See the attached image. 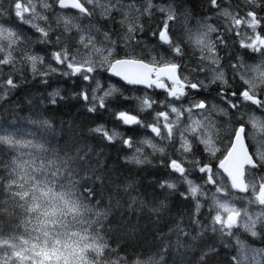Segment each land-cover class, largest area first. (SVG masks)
Masks as SVG:
<instances>
[{
    "label": "snow or ice",
    "instance_id": "6c2138e0",
    "mask_svg": "<svg viewBox=\"0 0 264 264\" xmlns=\"http://www.w3.org/2000/svg\"><path fill=\"white\" fill-rule=\"evenodd\" d=\"M207 6L223 18L219 26L210 16L190 24L175 0H0V101L28 83L23 69L45 85L55 77L79 80L84 87L74 96L89 113L110 109L117 94L135 101L136 114L118 111L114 118L147 136L134 139L103 124L89 132L130 150L126 165L156 167L159 156L168 178L157 186L190 207L187 225L175 218L145 247L133 239L134 225L113 230L110 213L95 210L100 189L111 184L102 152L81 146L71 130L72 146L60 143L50 112L26 122L4 120L0 264H214L218 244L228 248V240L237 250L229 264H264V248L240 238L264 239V0H242L236 9L225 0H207ZM113 12L121 16L118 29L92 23L111 24ZM146 23L150 46L143 39ZM37 44L46 47L38 52ZM249 54L259 62L248 64ZM112 77L142 94L124 96L108 83ZM62 99L59 89L47 96L53 106ZM133 189L132 182L122 185L125 193ZM253 205L258 210L250 211ZM112 207L119 210L120 200L109 202ZM150 211L158 225L172 208L165 198Z\"/></svg>",
    "mask_w": 264,
    "mask_h": 264
},
{
    "label": "trees",
    "instance_id": "16d2710c",
    "mask_svg": "<svg viewBox=\"0 0 264 264\" xmlns=\"http://www.w3.org/2000/svg\"><path fill=\"white\" fill-rule=\"evenodd\" d=\"M125 2H127V0H125ZM137 3L139 4V0H137ZM154 3L162 5L165 3V0H154ZM175 3H182L184 5V10L189 17L188 22L193 19L201 20L206 16H210L209 14L211 10L207 6V0H175ZM177 14L178 16L180 15L179 8L177 9ZM112 15L115 17V21L111 24L100 18H95L92 23L101 28V30H105L107 27L117 29V27H119L118 21L121 19V16L116 12H113ZM158 19L159 14H155L152 18L153 24L156 23ZM85 23L88 22L85 21ZM147 28L148 24L146 23V31L143 39L150 45L152 44V40L147 35ZM44 47L46 46L37 44L35 49L39 52V49ZM45 61L47 62V57H45ZM188 64L189 68L194 66L190 60L188 61ZM23 71L25 72V78L28 79V83L16 89L14 92H9L8 98L0 101V122H3L4 120L13 122L17 117L25 118L26 122V119L39 118L48 111L52 114L54 126L59 133V136H57L56 139L60 143L68 140V143L70 144L69 147H71V138H78L81 146L87 145L92 147L95 151L102 152L101 163L105 164L107 168V174L110 178L111 184L100 189V195L98 197L100 204L95 210L97 209L96 211L100 212L108 211L110 213L109 221L112 222L113 230L117 227L123 229V227L134 225L133 239L135 241L143 242L144 246L147 247L151 244L156 232L165 235L168 232V228L174 226L172 221L175 218L182 217L184 224L187 225L188 217L190 215V207L175 193H172L169 190L160 189L157 186L159 181L168 178L166 169L158 166L159 164L157 162L160 157L157 156L153 158V164L157 165L156 167L149 165L139 167L126 165L124 163V157L130 154V150L123 148L119 141L114 145H105L99 137H96L89 132V129L94 128L99 124H103L109 129L116 128L117 131L123 133L125 136H132L134 139H139V137L143 138L146 133L145 130L139 129L138 127L121 125L119 121L115 120L113 115V113L118 111H132L133 114L136 113L135 101H125L119 96V94H117L114 99L108 102L111 105L110 109L98 111L96 113H89L85 107V103L80 100L78 96H74V93L79 92L81 88L84 87L79 80L55 77L49 79L48 84L45 85L38 80L32 81L30 77H28L26 69H23ZM110 80L112 81V85L117 88L119 87L124 96H134L141 92V90L137 91L136 89H130L129 87L124 86L122 82L116 79L111 78ZM56 89L60 90L63 99L58 100L56 106H53L48 103L47 96ZM211 94H213V92ZM156 99H162V96L158 95ZM69 130H71V138L69 136ZM122 150L125 152H122ZM155 158L157 160H155ZM213 167L215 168V165H213ZM165 173L166 175H164ZM171 178L176 180L177 176L173 174ZM124 182L134 183V189L125 193L122 190ZM117 184L121 185L120 191H117L116 189ZM185 188L186 185L182 183L178 185V191H184ZM132 197H134L137 202L134 204L126 203V201H130ZM165 198H167V203L170 208H172V212L164 213L159 224L156 225L153 223L156 217L150 209L152 206L157 205L160 200ZM117 199L120 200L119 210L115 207L109 208V202L114 205ZM141 201H143V206L140 203ZM202 222H207L206 216L202 217ZM122 234V230L117 233L118 236ZM106 238L109 239V241L112 240V236L110 235L106 236ZM240 238L249 240V236L246 233H242ZM206 239L212 243L218 244L216 237L211 234H206ZM120 242L123 243L122 240ZM227 242L230 245L228 248L223 247L222 244H218L219 255L215 257L214 264H229V257L236 254L237 250L232 246L233 242L231 240H228Z\"/></svg>",
    "mask_w": 264,
    "mask_h": 264
},
{
    "label": "bare ground",
    "instance_id": "6f19581e",
    "mask_svg": "<svg viewBox=\"0 0 264 264\" xmlns=\"http://www.w3.org/2000/svg\"><path fill=\"white\" fill-rule=\"evenodd\" d=\"M231 5V8L232 9H236V6H238V5H240V4H242V0H225V6L227 7L228 5ZM241 14H243V12H241ZM210 17H211V23H213L214 25H216V26H219L220 25V23H222V20H223V18H220V19H217V17H216V15L215 14H213L212 13V11L210 12ZM204 18H202L201 20H203ZM197 20H200V19H193V20H191L189 23L190 24H194ZM151 45V44H150ZM149 45V46H150ZM38 47V46H37ZM38 49V48H37ZM40 50V49H39ZM235 51V50H234ZM221 55H223V53H221ZM244 59H245V61L248 63V64H254V62H252V61H248L247 60V58H246V56H244ZM113 79H116L117 80V78L116 77H112ZM55 80V79H54ZM57 80V79H56ZM62 80V79H61ZM118 81H120V80H118ZM121 82V81H120ZM61 83V82H60ZM77 83V82H76ZM109 83H111L112 84V81L110 80V82ZM115 83V82H114ZM123 83V82H122ZM63 84V83H62ZM124 84V83H123ZM57 85H58V83H57ZM61 86V85H60ZM84 86V85H83ZM71 87V86H70ZM72 88V87H71ZM119 88V87H118ZM37 90V89H36ZM41 90V89H40ZM77 90V89H76ZM142 89H141V92L140 93H137L136 95H134V96H137V95H141L142 94ZM149 91H151V90H149ZM42 93V92H41ZM131 94V93H130ZM134 94V93H133ZM213 96L215 95V92L213 91V94H212ZM47 96V95H46ZM12 97V96H11ZM77 101V100H76ZM82 103V102H81ZM56 106V105H55ZM58 106V105H57ZM63 106V105H62ZM61 106V107H62ZM117 106V105H116ZM81 107V106H80ZM46 109V108H45ZM83 109V108H82ZM50 110V109H49ZM56 110V109H55ZM28 111V110H27ZM47 111V110H46ZM48 112V111H47ZM52 112H54V111H52ZM57 112V111H56ZM19 113V112H18ZM28 113V112H27ZM58 113V112H57ZM134 114H136V113H134ZM28 117V116H27ZM141 119H144L145 121H147V122H149L150 120H151V117L150 116H148V114L147 113H144V114H142L141 115ZM70 127V126H69ZM131 127H137V126H131ZM253 131V130H252ZM147 133V132H146ZM144 134V137L145 136H147L148 134ZM250 135H251V133H250ZM143 137V138H144ZM257 138H258V136H257ZM87 139V138H86ZM139 139H142L141 137H139ZM83 140H84V138H83ZM92 141V140H91ZM96 143V142H95ZM97 143H99V142H97ZM94 144V143H93ZM70 145V144H69ZM72 146V145H71ZM110 148V147H109ZM170 150V149H169ZM122 152H125V151H123L122 150ZM121 152V153H122ZM217 155H219V153L217 154ZM159 157V156H158ZM155 160H157L156 158H155ZM157 162V161H156ZM154 163V162H153ZM213 165H215V164H213ZM157 166V165H156ZM159 166V165H158ZM127 168V167H126ZM156 169V168H155ZM159 169H161V168H159ZM215 169V168H214ZM162 170V169H161ZM164 172V171H163ZM162 172V173H163ZM164 175H166V173L164 174ZM238 196L239 195H243V194H237ZM243 205L244 204H247V202L246 201H242L241 202ZM97 208V207H96ZM97 210V209H96ZM186 221V220H185ZM248 235V234H247ZM249 236V240H245V239H242V240H244L245 242H246V244L247 245H249V246H251V247H256V248H264V239H258V238H252V237H250V235H248Z\"/></svg>",
    "mask_w": 264,
    "mask_h": 264
},
{
    "label": "flooded vegetation",
    "instance_id": "af4514ba",
    "mask_svg": "<svg viewBox=\"0 0 264 264\" xmlns=\"http://www.w3.org/2000/svg\"><path fill=\"white\" fill-rule=\"evenodd\" d=\"M235 51H240L239 49H234ZM248 61L254 62V64L259 62V58L256 54L245 55Z\"/></svg>",
    "mask_w": 264,
    "mask_h": 264
},
{
    "label": "rangeland",
    "instance_id": "374dc122",
    "mask_svg": "<svg viewBox=\"0 0 264 264\" xmlns=\"http://www.w3.org/2000/svg\"><path fill=\"white\" fill-rule=\"evenodd\" d=\"M238 6H236V8H237ZM119 27H117V29H118ZM252 132H255V130H253ZM258 136V135H257ZM202 159H203V157H202ZM244 206H247V204H244ZM256 210H258V206H255V205H253V206H251V208H250V211H256Z\"/></svg>",
    "mask_w": 264,
    "mask_h": 264
},
{
    "label": "water",
    "instance_id": "95a60500",
    "mask_svg": "<svg viewBox=\"0 0 264 264\" xmlns=\"http://www.w3.org/2000/svg\"><path fill=\"white\" fill-rule=\"evenodd\" d=\"M117 79H119L118 77H116ZM120 80V79H119ZM121 81V80H120ZM123 82V81H122ZM124 83V82H123Z\"/></svg>",
    "mask_w": 264,
    "mask_h": 264
}]
</instances>
